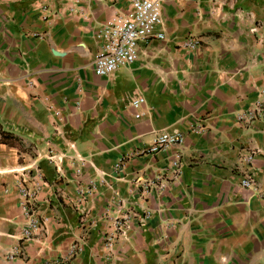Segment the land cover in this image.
I'll list each match as a JSON object with an SVG mask.
<instances>
[{
	"label": "crops",
	"instance_id": "obj_1",
	"mask_svg": "<svg viewBox=\"0 0 264 264\" xmlns=\"http://www.w3.org/2000/svg\"><path fill=\"white\" fill-rule=\"evenodd\" d=\"M158 1L164 38L98 77L96 34L129 0H0V264H99L109 234L108 264H264V111L237 118L264 104V0ZM156 132L182 141L136 155ZM22 191L44 222L25 241Z\"/></svg>",
	"mask_w": 264,
	"mask_h": 264
},
{
	"label": "built area",
	"instance_id": "obj_2",
	"mask_svg": "<svg viewBox=\"0 0 264 264\" xmlns=\"http://www.w3.org/2000/svg\"><path fill=\"white\" fill-rule=\"evenodd\" d=\"M161 24L160 4L158 0H129V9L125 13H118L109 18L99 29L96 34V39L99 42V49L94 57L93 71L98 77H108L121 66H128L136 60L141 43H145L151 39L164 38L162 32H157ZM201 40L196 36H188L181 40L179 47L186 51L196 53L200 49ZM144 102L143 98L132 101V107L138 108ZM264 111V104H254L247 110L240 112L237 115L238 121L245 126L250 125L256 119L260 118ZM55 115H58L56 113ZM137 117V115H136ZM182 141V136L179 134H169L166 132H156L153 136L152 144L145 150L137 152L136 155H155L162 151L177 147ZM69 148L74 152V158L82 161L74 151V146L69 145ZM256 150L246 149L241 160L249 165ZM49 160L59 170V164L62 162V157L59 155L50 154ZM123 160H119L114 169L120 171L123 166ZM171 165L180 170L179 155H175ZM239 186L242 189L253 191L254 180L249 173H243L239 181ZM164 184L160 182L159 188H163ZM21 208L25 217L22 226V241L28 240L33 234L40 231L44 222L38 218L35 213L33 199L23 192ZM120 219V218H119ZM116 221L115 232L123 233L127 226L124 223ZM115 245L114 235H107L103 240V246L109 251L106 259L99 264H108L111 261V253ZM78 250H81L80 248ZM73 252H71L72 254ZM23 254L22 246L15 248L12 257H18ZM10 256V258H12Z\"/></svg>",
	"mask_w": 264,
	"mask_h": 264
},
{
	"label": "trees",
	"instance_id": "obj_3",
	"mask_svg": "<svg viewBox=\"0 0 264 264\" xmlns=\"http://www.w3.org/2000/svg\"><path fill=\"white\" fill-rule=\"evenodd\" d=\"M2 139L4 143L8 144L9 143L8 140L17 139V138H15L13 135H10L8 133H2Z\"/></svg>",
	"mask_w": 264,
	"mask_h": 264
}]
</instances>
